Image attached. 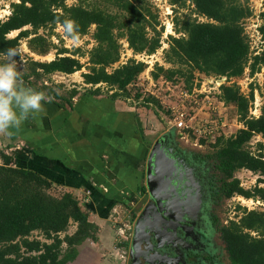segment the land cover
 I'll use <instances>...</instances> for the list:
<instances>
[{"label": "trees", "instance_id": "obj_1", "mask_svg": "<svg viewBox=\"0 0 264 264\" xmlns=\"http://www.w3.org/2000/svg\"><path fill=\"white\" fill-rule=\"evenodd\" d=\"M67 2L19 0L11 4L9 17L0 21V52L8 47L19 48L20 56L15 60L22 81L28 88L50 97L45 104L71 109L80 92L112 100L131 99L130 88L148 66L134 58L119 64L120 41H126L134 56L155 55L161 49L164 33L156 7L150 0H79L71 6ZM168 3L175 15L176 35L169 37V47L163 52V61L170 67L157 64L150 76L155 82L181 84L188 94L200 87L195 83L197 76L226 79L214 93V99L224 107L235 108L242 128L231 137H225L223 132L211 137H200L191 130L182 132L207 149L206 157L222 176L226 199L239 196L264 206V104L260 117H253L250 114L253 91L247 97L235 83L230 84L241 79L247 70L255 77L264 69V12L262 25L258 27L262 44L255 54L245 28L253 16L248 0H168ZM190 6L193 9L189 14L186 11ZM66 19L77 26L78 37L87 36L95 28L92 35L95 44L90 51L68 50L53 42V37H59L56 28L62 27ZM24 43L26 55L21 51ZM53 50L56 57L51 62L34 58L46 57ZM83 58L87 59L84 64ZM3 60L0 57V62ZM116 64L119 65L114 67ZM84 69L82 91L64 89L51 81L56 75L72 76ZM134 99L139 101L141 95L136 93ZM150 104L162 109L151 96L143 100L144 107ZM257 137L262 141L252 151L251 144ZM242 170L259 176L254 189H243L236 179ZM55 188L58 189L42 173L17 164L14 156L0 149V264H71L84 244L99 242V226L90 217L91 202L84 203L73 193ZM144 191L142 188L141 192ZM239 211L238 220L230 221L223 229L228 260L230 264H264V210L239 207ZM71 227L75 231L69 234ZM123 247L128 248V243L120 245Z\"/></svg>", "mask_w": 264, "mask_h": 264}, {"label": "crops", "instance_id": "obj_2", "mask_svg": "<svg viewBox=\"0 0 264 264\" xmlns=\"http://www.w3.org/2000/svg\"><path fill=\"white\" fill-rule=\"evenodd\" d=\"M78 85L82 91L83 83ZM121 102L80 92L71 109L43 103L10 135L0 133V143L7 144L4 149L17 164L39 171L59 189L82 194L91 210L112 217L142 195V161L152 148L141 129L143 120ZM105 240L108 248L113 245Z\"/></svg>", "mask_w": 264, "mask_h": 264}, {"label": "rangeland", "instance_id": "obj_3", "mask_svg": "<svg viewBox=\"0 0 264 264\" xmlns=\"http://www.w3.org/2000/svg\"><path fill=\"white\" fill-rule=\"evenodd\" d=\"M19 0H0V21L5 20L10 15V5L13 3H18ZM79 0H68L67 4L69 6L77 4ZM151 3L156 7L159 14V22L161 26L164 27V33L162 37V46L161 49L152 57H148L146 55L134 56L132 51L128 49V44L126 41L121 40L120 44L122 45V55L119 64H124L128 60L133 57L138 62L145 63L148 66V69L141 77L138 79L136 84L130 88L132 93V98L127 101H122L121 105L123 109L130 110L133 113H136L140 119L143 120L142 132H146L148 135L144 136L146 141L148 142V148L152 146V143L157 140L158 137L162 135H166L171 130H176V115L173 110H181V106H184L186 109V114L189 117H192L191 122L186 120V124L192 123L194 125L197 121H209V120H220L222 125L220 126L221 130L224 133L225 137H231L236 134L238 130L242 128V125L239 122L238 116L236 114V110L234 107H224L222 104L220 105L218 101L214 99V95L217 94L212 90L211 94L208 96L210 102L214 104L216 109V114L210 113L206 108H203V99L205 96L209 94V91L216 86V83L211 84L214 78H206L203 75L197 76V80H195L196 85L200 87H196L194 93L201 92L206 93L205 96H199L196 94L192 96L191 94L187 95V92L184 91L183 86L173 85L172 83H168L165 81L155 82L150 73L155 69V66L158 64L159 66H164L165 68H169L170 66L165 64L163 61V52L168 49L167 40L170 36H176L174 32V13L171 11H167V6H159L161 4V0L155 2V0H150ZM249 6L253 10L252 19L246 22L245 28L247 33L252 40V51L253 53H258L260 46L262 44V40L256 32L257 27H261L262 25V13L264 12V0H248ZM193 7H189L186 13H191ZM193 17H195L193 15ZM203 21L204 19H199ZM205 21V20H204ZM94 27L91 28L89 34L85 37H78L76 41L67 37L63 31V28L58 26L55 30V34L59 37H53V42L56 45H59L68 50H73L75 48H81L84 53L90 51L94 46V41L92 39V35L94 32ZM42 34H46L45 32H41ZM17 33L13 34L12 37H15ZM61 41V43L59 42ZM21 51L23 55L28 54V50L26 44L24 43L21 47ZM33 57V56H32ZM56 57V51L53 50L46 57H38L34 56L35 60L42 62H51ZM81 62L84 64L87 62L86 58L81 59ZM119 64H116L114 67H117ZM86 70H82L72 76L65 77L61 75H56L51 78V81L54 85H63L64 89H73L79 88L83 83L82 74L85 73ZM223 79H219L218 81H223ZM226 83V82H225ZM236 84L240 87L241 93L245 96L249 97L251 92L254 93V101L252 103L251 109L254 110L255 107V115L256 118H259L261 115V107L264 104V69L260 74L255 77H251L249 71L247 70L244 76L241 79L233 80L230 84ZM221 84V83H219ZM213 85V86H212ZM222 85V84H221ZM26 87L27 85L24 84ZM28 87V86H27ZM63 91V90H62ZM136 93L141 95V99L136 101L134 96ZM215 93V94H214ZM199 94V93H198ZM187 95V97L185 96ZM149 96L154 97L158 100L159 105L162 107L160 109L158 106L150 104L149 107H144L143 100L148 98ZM198 96V98H197ZM203 97V98H202ZM197 101L200 106L195 104ZM215 113V112H214ZM212 114L213 116H210ZM224 117L219 118L221 115ZM217 118V119H213ZM181 136L180 140L183 142H187L191 145L195 144L191 139V135L184 134L180 130ZM4 135V134H3ZM143 138V137H142ZM184 138V139H183ZM262 139L257 137L251 144V150L255 151V146L258 142H261ZM7 144L0 143V149L5 148ZM201 152H207L205 147H202ZM142 172L145 176V161H142ZM143 176V178H144ZM236 179L240 181L241 186L245 190L254 189L259 176L247 171L242 170L236 174ZM143 185H145V179H143ZM56 187V186H55ZM58 188V187H57ZM65 191V189H56L55 191ZM67 192V191H66ZM89 192V193H88ZM87 200H91L90 191H87ZM74 195L80 199H83L82 194L75 193ZM139 195L137 194L135 197H132L133 201H130L128 204L122 205V209L118 211L117 214L113 215L109 220V216L105 212H99L95 210H91L90 217L91 221L96 223L99 226V242L92 243L87 242L80 248V254L77 260L71 264H125V259L123 251L120 249V245L125 242L128 238V232L132 228L133 224V207H135V202L138 201ZM128 198L122 197V200H127ZM90 202V201H89ZM122 202V201H121ZM124 203V202H123ZM133 203V204H132ZM92 208V206L90 205ZM239 207L246 208L247 210H257L263 211L264 206L255 200H246L242 197L237 196L235 199H230L226 202L222 203V219L223 223H229L230 221L238 220L241 212L239 211ZM107 216L106 219L103 217ZM75 231L74 227H71L69 230V234H72ZM35 237H38L35 234ZM105 239H111L113 245L109 248L106 246L110 241Z\"/></svg>", "mask_w": 264, "mask_h": 264}, {"label": "flooded vegetation", "instance_id": "obj_4", "mask_svg": "<svg viewBox=\"0 0 264 264\" xmlns=\"http://www.w3.org/2000/svg\"><path fill=\"white\" fill-rule=\"evenodd\" d=\"M178 136L179 131H169L161 148L171 161L165 162L166 171L175 168L172 175L179 183L177 195L172 194L173 200L158 205L149 197L143 175L145 191L133 207L128 248H120L125 264H230L223 240V229L228 223H223L221 214L222 203L229 199L222 192V176L206 157L208 153L200 151L202 146L185 143ZM166 194L160 192L161 198ZM145 211L146 219L135 233L136 223Z\"/></svg>", "mask_w": 264, "mask_h": 264}, {"label": "clouds", "instance_id": "obj_5", "mask_svg": "<svg viewBox=\"0 0 264 264\" xmlns=\"http://www.w3.org/2000/svg\"><path fill=\"white\" fill-rule=\"evenodd\" d=\"M64 33L76 41L77 26L71 20L62 23ZM20 56L18 47H8L0 52V133L10 135L29 115L39 112L43 103L51 98L43 93L24 86L20 72L17 70L15 57Z\"/></svg>", "mask_w": 264, "mask_h": 264}, {"label": "water", "instance_id": "obj_6", "mask_svg": "<svg viewBox=\"0 0 264 264\" xmlns=\"http://www.w3.org/2000/svg\"><path fill=\"white\" fill-rule=\"evenodd\" d=\"M214 81V80H213ZM211 81V82H213ZM222 85L225 84L226 79L223 81H218ZM168 135H165L163 140L166 139ZM162 139L158 140L153 148L151 149L149 156L147 158L146 163V189L149 194V197L156 202L158 205L161 201H170L173 200V195H177L176 190L179 187V183H177L176 179L172 175L175 168L170 167L169 172L165 166L166 163H171L170 159L164 154L162 146L164 145L165 141ZM166 160V161H163ZM166 162V163H165ZM180 178V177H179ZM170 189V190H169ZM172 190V191H171ZM166 192L167 194L164 198H161L160 192ZM155 206V205H154ZM146 219V211L140 216L136 223V230L141 228L142 221ZM136 239L134 238V243L132 245V250L134 251L136 245ZM153 264V263H151Z\"/></svg>", "mask_w": 264, "mask_h": 264}, {"label": "built area", "instance_id": "obj_7", "mask_svg": "<svg viewBox=\"0 0 264 264\" xmlns=\"http://www.w3.org/2000/svg\"><path fill=\"white\" fill-rule=\"evenodd\" d=\"M155 2H158V0H155ZM159 6H161V7L162 6H167V11L168 12L171 11V9H172V7L168 3V0H161V4H159ZM251 19L252 18L248 19V21L251 20ZM258 27L256 29V32H258ZM138 56H140V55H138ZM148 57H152V56H148ZM131 58H133V57H131ZM214 83H216V86L209 91V94L207 96H205L206 93H201V92H196V93L193 92L191 95L195 96V97H196V94L199 95V96H205L204 99H203L204 101L202 102L203 103V108H206L210 113L215 115L216 114V109L214 107V104L212 102H210V99H209L208 96L211 94L212 90L214 92L216 90H218L220 88L221 84H219L218 80H215V79H214V81L211 84H214ZM187 95H188V93H187ZM187 95H185V96L187 97ZM197 98H198V96H197ZM195 104L197 106H200V104L197 101H195ZM181 108H182L181 110H173V112H175V115H176V125L175 126H176V129L179 132H180V130L181 131H183V130H191V131H194L195 134L200 136V137H211L215 133H217V131H219V129H221L220 126L222 125V123L219 122V121L209 122V121L205 120L204 122L203 121H197L194 125H192V123L186 124V122H185L186 120H189L191 122L194 119H192V117H189L186 114V109L184 108V106H181ZM254 110H255V107H254ZM254 110H251L250 114L253 117H257L255 115Z\"/></svg>", "mask_w": 264, "mask_h": 264}]
</instances>
